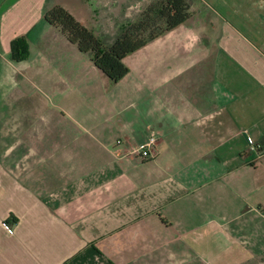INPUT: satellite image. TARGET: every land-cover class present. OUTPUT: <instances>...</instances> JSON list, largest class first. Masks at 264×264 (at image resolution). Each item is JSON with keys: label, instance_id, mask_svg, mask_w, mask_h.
I'll list each match as a JSON object with an SVG mask.
<instances>
[{"label": "crops", "instance_id": "obj_1", "mask_svg": "<svg viewBox=\"0 0 264 264\" xmlns=\"http://www.w3.org/2000/svg\"><path fill=\"white\" fill-rule=\"evenodd\" d=\"M186 1L112 83L44 13L124 0H0V264H264V0Z\"/></svg>", "mask_w": 264, "mask_h": 264}, {"label": "trees", "instance_id": "obj_2", "mask_svg": "<svg viewBox=\"0 0 264 264\" xmlns=\"http://www.w3.org/2000/svg\"><path fill=\"white\" fill-rule=\"evenodd\" d=\"M189 16L186 0H154L134 20L121 22L115 37L108 43L62 5L56 4L44 13L45 21L58 28L68 41L77 45L79 51L88 53L94 66L112 83L120 81L128 73L123 61L128 54L179 26ZM11 50L14 59L25 56L24 37L13 39Z\"/></svg>", "mask_w": 264, "mask_h": 264}, {"label": "rangeland", "instance_id": "obj_3", "mask_svg": "<svg viewBox=\"0 0 264 264\" xmlns=\"http://www.w3.org/2000/svg\"><path fill=\"white\" fill-rule=\"evenodd\" d=\"M152 1L154 0H124L123 9L119 10V13L122 14H120L118 20L117 18L113 19L114 14L111 13L114 11L111 10L108 11L109 13L107 12L108 16H103V18L100 19V25H101L100 29L102 32H100L99 34H101L104 37V40L106 42L108 43L111 42L115 37V34L118 29V25L124 21L134 20L141 13V11ZM88 3L90 4V6L93 7L96 4L95 0H89ZM90 19L94 20L93 18H88L87 21H89ZM106 22L107 25L105 24Z\"/></svg>", "mask_w": 264, "mask_h": 264}, {"label": "built area", "instance_id": "obj_4", "mask_svg": "<svg viewBox=\"0 0 264 264\" xmlns=\"http://www.w3.org/2000/svg\"><path fill=\"white\" fill-rule=\"evenodd\" d=\"M156 142L157 138L155 136H149L144 143L131 148L130 153L136 154L143 159H149L154 155Z\"/></svg>", "mask_w": 264, "mask_h": 264}]
</instances>
